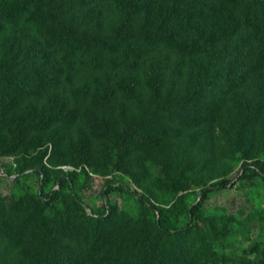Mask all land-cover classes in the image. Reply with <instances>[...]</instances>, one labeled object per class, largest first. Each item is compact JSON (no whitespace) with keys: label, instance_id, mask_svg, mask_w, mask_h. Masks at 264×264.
<instances>
[{"label":"trees","instance_id":"trees-1","mask_svg":"<svg viewBox=\"0 0 264 264\" xmlns=\"http://www.w3.org/2000/svg\"><path fill=\"white\" fill-rule=\"evenodd\" d=\"M4 157L0 264H264V0H0Z\"/></svg>","mask_w":264,"mask_h":264},{"label":"rangeland","instance_id":"rangeland-1","mask_svg":"<svg viewBox=\"0 0 264 264\" xmlns=\"http://www.w3.org/2000/svg\"><path fill=\"white\" fill-rule=\"evenodd\" d=\"M11 161V157L0 158V171H3V164ZM30 175V174H29ZM25 178L26 182L37 187V176L35 174H31L30 176ZM103 178L95 177L92 180V185L89 190H84L83 197L89 205H96L101 203V189L103 186ZM246 184L236 183L232 188L222 189L213 193V195L207 200L209 204H220L228 207L231 211H236L243 207L245 209L246 214L250 210V206L252 203H256L258 200H261L262 191L260 188L254 190V192L250 191L251 186H245ZM11 187V182L7 180V178H2L0 181V190L2 192H8ZM249 195V198L246 196ZM112 200H115L118 205L130 208L133 204L132 199L129 198L126 194H121L120 192H112L111 193ZM261 205L263 202L261 201ZM256 230L251 231V236L255 235Z\"/></svg>","mask_w":264,"mask_h":264},{"label":"water","instance_id":"water-1","mask_svg":"<svg viewBox=\"0 0 264 264\" xmlns=\"http://www.w3.org/2000/svg\"><path fill=\"white\" fill-rule=\"evenodd\" d=\"M0 173H1V174H5V172H4V171H0Z\"/></svg>","mask_w":264,"mask_h":264}]
</instances>
